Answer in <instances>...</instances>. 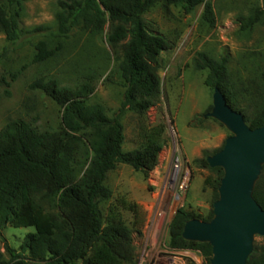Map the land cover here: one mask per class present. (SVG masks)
<instances>
[{"label": "trees", "instance_id": "trees-1", "mask_svg": "<svg viewBox=\"0 0 264 264\" xmlns=\"http://www.w3.org/2000/svg\"><path fill=\"white\" fill-rule=\"evenodd\" d=\"M28 1L0 0V32L11 44L23 36L20 17ZM202 4L205 0L59 1L56 21L61 36H67L73 28L101 32L109 24L107 41L116 57L123 100L113 115L102 104L91 102L96 79L90 75L74 87H63L56 80L38 81L31 86L63 109L61 125L57 130H48L36 122L17 119L0 132V230L7 226L34 229L26 235L21 254L6 248L10 261L0 247V264L136 263L134 232L141 233L146 214L139 205L125 199L111 206L107 215L101 204L113 195L106 185L110 172L125 164L148 179L166 144V122L150 124L148 112L161 103L160 58L170 49V43L164 34L149 27L145 15L157 6L166 11L171 6L181 7L191 13ZM210 15L207 5L205 17L209 21ZM258 20V15L249 19L245 28ZM37 51L35 62H44L56 52L44 41L38 43ZM229 62V56L214 59L205 53H198L194 59L198 71H208L207 87H219L229 105L245 116L252 129L263 127L264 108L249 118L235 106ZM128 112L137 119L139 146L125 151L123 118ZM222 148L212 154L204 150L203 157L194 160L196 167L214 173L205 184L213 189L215 201L224 171L210 168L207 157ZM260 184L259 179L254 198L264 209ZM121 209L133 214L131 225L124 220ZM212 217L213 211L204 219L192 211L178 210L169 230L171 248L199 251L210 264L212 247L187 241L182 233L187 221H210ZM247 264H264V244L255 246Z\"/></svg>", "mask_w": 264, "mask_h": 264}, {"label": "rangeland", "instance_id": "rangeland-1", "mask_svg": "<svg viewBox=\"0 0 264 264\" xmlns=\"http://www.w3.org/2000/svg\"><path fill=\"white\" fill-rule=\"evenodd\" d=\"M59 1L26 2L20 17L24 33L16 44L9 43L0 32V132L17 119L36 122L42 129L57 130L60 127L63 109L41 90L31 88L38 81L56 80L63 87H74L90 75L96 79L91 102L105 106L109 115L121 106L124 89L115 54L107 41L109 24L101 32L73 28L67 36H61L56 21ZM207 5L210 6L211 21L205 17ZM257 15L258 22L245 28L249 19ZM145 19L151 29L164 34L170 43V49L160 58L161 103L148 112L150 124L166 122V144L158 166L148 179L125 164L110 172L106 185L113 195L101 204L107 215L111 206L125 199L139 205L146 214L141 233L134 232L135 264L142 263L147 218L159 193L165 189L177 153L181 157V180L186 178L188 187L172 221L180 209L192 211L204 219L213 211L215 194L205 180L212 178L214 173L196 167L194 160L203 157L204 150L212 154L222 148L231 133L218 121L205 117L210 112L214 90L205 85L208 71L195 68L197 54L205 53L214 59L229 56L230 90L235 106L249 118L264 108L262 0H205V4L191 13L181 7L171 6L166 11L157 6L145 15ZM41 41L56 52L44 62H35L37 45ZM137 124L132 113L124 116L125 151L139 146ZM260 180V188L264 190V169ZM121 211L124 220L131 225L133 214L124 209ZM169 230L170 225L164 230L160 248L169 252L174 264H208L199 251L171 248ZM31 232H34L33 228L12 226L0 230V247L7 260L10 261L11 256L6 248L21 254L24 239ZM263 244L264 237H257L255 246Z\"/></svg>", "mask_w": 264, "mask_h": 264}, {"label": "water", "instance_id": "water-1", "mask_svg": "<svg viewBox=\"0 0 264 264\" xmlns=\"http://www.w3.org/2000/svg\"><path fill=\"white\" fill-rule=\"evenodd\" d=\"M205 117L221 123L231 136L224 147L207 157L210 168L224 175L213 203L210 221L191 219L182 236L212 247L210 264H247L257 237H264V209L254 191L264 167V126L252 129L234 110L219 87L214 88L211 111Z\"/></svg>", "mask_w": 264, "mask_h": 264}, {"label": "built area", "instance_id": "built-area-1", "mask_svg": "<svg viewBox=\"0 0 264 264\" xmlns=\"http://www.w3.org/2000/svg\"><path fill=\"white\" fill-rule=\"evenodd\" d=\"M181 157L176 154L173 158L171 171L163 192L159 193L146 223V241L141 264H174L175 260L166 249L160 248L162 235L180 205L188 187V181L181 180Z\"/></svg>", "mask_w": 264, "mask_h": 264}, {"label": "crops", "instance_id": "crops-1", "mask_svg": "<svg viewBox=\"0 0 264 264\" xmlns=\"http://www.w3.org/2000/svg\"><path fill=\"white\" fill-rule=\"evenodd\" d=\"M196 150H197V149H196ZM196 150H195L194 154H196Z\"/></svg>", "mask_w": 264, "mask_h": 264}]
</instances>
